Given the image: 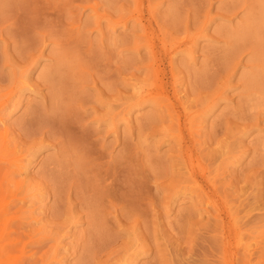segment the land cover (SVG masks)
I'll use <instances>...</instances> for the list:
<instances>
[{"label": "rangeland", "instance_id": "obj_1", "mask_svg": "<svg viewBox=\"0 0 264 264\" xmlns=\"http://www.w3.org/2000/svg\"><path fill=\"white\" fill-rule=\"evenodd\" d=\"M0 264H264V0H0Z\"/></svg>", "mask_w": 264, "mask_h": 264}, {"label": "bare ground", "instance_id": "obj_2", "mask_svg": "<svg viewBox=\"0 0 264 264\" xmlns=\"http://www.w3.org/2000/svg\"><path fill=\"white\" fill-rule=\"evenodd\" d=\"M235 4V3H234ZM227 7H229V6H227ZM234 7H235V5H234ZM232 9V8H231ZM230 12V11H229ZM149 34V33H148ZM181 41V40H180ZM171 43V42H170ZM168 45V44H167ZM168 48V47H167ZM249 49V48H248ZM184 54V53H183ZM186 54V53H185ZM190 54V53H189ZM233 55H234V53H233ZM260 57V56H259ZM260 60H262L261 61V64L260 65H262V62H263V59H260ZM260 60H258L257 62H259ZM172 62V61H171ZM153 65V64H152ZM227 65V64H226ZM60 67V66H59ZM153 67V66H152ZM177 67V66H176ZM183 68H184V66H183ZM171 69H173V68H171ZM174 69H176V68H174ZM226 69V68H225ZM148 70V69H147ZM227 70V69H226ZM232 70V69H231ZM178 71V70H177ZM188 71V70H187ZM229 71V70H228ZM63 72V71H62ZM62 72H60V73H62ZM183 72V71H182ZM174 73V72H173ZM177 73V72H176ZM205 73V72H204ZM58 73H54V75H57ZM146 74V73H145ZM184 74V73H183ZM196 74V73H195ZM200 74H202V73H200ZM206 74V73H205ZM50 75H52V74H50ZM178 75V74H177ZM181 75V74H180ZM186 75V74H185ZM190 75V74H189ZM212 75V74H211ZM206 76H208V74L206 75ZM225 76V75H224ZM46 77H48V76H46ZM146 77V76H145ZM187 77H189V76H187ZM195 77V76H194ZM193 77V78H194ZM202 77V76H201ZM215 77V76H214ZM55 77H53V79H54ZM180 78V77H179ZM178 78V79H179ZM197 78H198V75H197ZM196 78V79H197ZM49 79L51 80L52 78H50L49 77ZM56 80H57V82H56V84H60V82L62 83V82H64V75H60V76H58L57 78H55ZM143 79V78H142ZM200 79H203V78H200ZM199 79V80H200ZM216 79V78H215ZM175 80V79H174ZM205 80V79H204ZM252 80V79H251ZM53 81V80H52ZM55 81V80H54ZM139 81H141V80H139ZM182 81V80H181ZM194 83H195V78H194ZM248 81H250V79L248 80ZM197 82H198V84H199V82L200 81H198L197 80ZM251 82H253V81H250V82H247V83H249V85L248 86H252V85H250V83ZM49 83H51L50 81H49ZM179 83V82H178ZM189 83H192V82H189ZM202 84H203V82H201ZM58 84V85H59ZM176 84V83H175ZM215 84V83H214ZM230 84V83H229ZM53 85V84H52ZM191 85V84H190ZM204 85V84H203ZM207 85H209V84H207ZM54 86H57V85H54ZM133 86V85H132ZM175 86V85H174ZM192 86V85H191ZM214 86V85H213ZM58 87V86H57ZM211 87V86H210ZM247 87V86H246ZM180 88V87H179ZM206 88V87H205ZM250 88V87H249ZM59 89V88H58ZM190 90H191V88H189ZM208 89V88H207ZM186 90V89H185ZM199 90V89H198ZM202 90H204V89H202ZM217 90H218V88H217ZM245 90V89H244ZM243 90V91H244ZM248 90V89H247ZM250 90H252V88H250ZM137 91H139V90H137ZM211 92H212V90H210ZM18 92V91H17ZM141 92V91H140ZM181 92H183V91H181ZM192 92H194L195 93V88H194V91H192ZM245 92H247V91H245ZM252 92V91H251ZM194 93H192L191 94V92H190V94L191 95H193ZM205 93V92H204ZM216 93V92H215ZM249 93V92H248ZM252 94H253V92H252ZM214 95V94H213ZM216 95V94H215ZM253 96V95H252ZM254 96H255V94H254ZM149 97V96H148ZM250 97V96H249ZM198 98V97H197ZM213 98V97H212ZM181 99V98H180ZM184 99H185V97H184ZM190 99V98H189ZM210 99V98H209ZM252 100V99H251ZM199 101V100H198ZM109 102H110V100H109ZM144 102H146V101H144ZM186 102V101H185ZM184 102V103H185ZM188 102V101H187ZM190 102H191V100H190ZM197 103V102H196ZM198 104V103H197ZM148 105V104H147ZM187 107V106H186ZM160 108V107H159ZM190 108H192V107H190ZM189 108V109H190ZM210 108V107H209ZM208 109V108H207ZM207 112V111H206ZM149 115H151V114H149ZM169 115V114H168ZM247 115V114H246ZM245 115V116H246ZM174 116V115H173ZM205 116H207V115H205ZM242 116V115H241ZM244 116V117H245ZM119 117H120V115H119ZM147 117V116H146ZM167 117V116H166ZM203 118V117H202ZM204 120V119H203ZM118 121V120H117ZM201 121V120H200ZM195 122V121H194ZM243 122V121H242ZM117 123V122H116ZM154 123V122H153ZM147 124V123H146ZM211 125V124H210ZM116 126V125H115ZM198 126V125H197ZM202 129V128H201ZM214 131V130H213ZM166 132V131H165ZM215 132V131H214ZM215 135V134H214ZM207 139V138H206ZM2 140V139H1ZM219 142V141H218ZM210 143V142H209ZM41 146V145H40ZM3 147H4V145H3ZM207 147V146H206ZM179 149V148H178ZM4 150H6V149H4ZM8 151V150H7ZM11 152V151H10ZM3 153V152H2ZM12 155V154H11ZM16 155H18V154H16ZM3 156H5V155H3ZM7 156V155H6ZM9 157H10V155H9ZM11 162V161H10ZM14 165H17V164H14ZM262 165V164H261ZM12 166V165H11ZM205 166V165H204ZM15 168V167H14ZM198 168V167H197ZM19 170V169H18ZM204 170V169H203ZM201 171V170H200ZM207 174H209V173H207ZM187 177V176H186ZM217 179V178H216ZM187 180H188V178H187ZM187 180H185V181H187ZM210 180V179H209ZM21 182V181H20ZM120 219V218H119ZM236 222V221H235ZM235 224V223H234ZM236 224H238V222H236ZM240 239V238H239ZM258 243V242H257ZM241 245V244H240ZM245 245V244H244ZM246 245H248V246H250L249 244H246ZM246 248H245V250L246 249H248V250H250L249 249V247H247V246H245ZM133 259V258H132ZM221 262V261H220ZM132 263V262H131Z\"/></svg>", "mask_w": 264, "mask_h": 264}]
</instances>
